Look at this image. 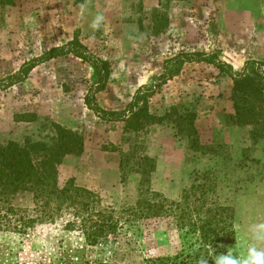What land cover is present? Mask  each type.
<instances>
[{
	"label": "rangeland",
	"instance_id": "374dc122",
	"mask_svg": "<svg viewBox=\"0 0 264 264\" xmlns=\"http://www.w3.org/2000/svg\"><path fill=\"white\" fill-rule=\"evenodd\" d=\"M12 1L0 2V81L76 39L110 65L105 88L94 94L107 111L128 114L133 95L153 84L164 61L180 52H216L237 71L247 59L264 61V0ZM94 81L91 65L68 53L36 64L20 82H1L0 143L50 144L52 122L76 131L83 150L57 164L58 186L72 178L116 210L152 192L172 200L185 191L203 192L208 203L233 208L236 242L229 251L243 260L254 243L250 227L264 223V137L227 120L233 113L230 77L206 62L183 63L147 98L148 112L161 122L141 119L138 130L126 119L104 121L87 107ZM185 110L196 114L194 143L175 120ZM21 114L35 118L17 120ZM13 202L33 206L30 194ZM68 219L64 212L37 223L26 237L0 231V246L16 252L23 240L21 256L47 262L83 253L102 258L113 249L87 250L80 231L65 226ZM258 246L264 249V242Z\"/></svg>",
	"mask_w": 264,
	"mask_h": 264
},
{
	"label": "trees",
	"instance_id": "16d2710c",
	"mask_svg": "<svg viewBox=\"0 0 264 264\" xmlns=\"http://www.w3.org/2000/svg\"><path fill=\"white\" fill-rule=\"evenodd\" d=\"M0 2L12 4L13 1ZM68 53L93 68L95 81L84 100L104 121L126 119L135 130L142 128L141 119L147 123L161 122L163 117L148 112L147 98L175 76L183 63L197 61L209 63L230 77L233 113L226 115L227 120L250 125L254 136L264 137V61L255 59H247L237 71L216 52H180L164 61L162 72L153 84L141 87L133 95L128 116L97 105L94 94L105 88L110 65L94 57L76 39L24 62L16 75H9L0 83L20 82L36 64ZM195 116L193 111L185 110L175 119L179 130L190 136L193 143ZM34 118L35 114L16 117L24 121ZM51 127L54 136L50 144H20L13 140L0 143V231L26 237L37 223L53 221L65 212L69 214L65 226L80 231L87 250L98 247L103 250L108 245L113 249L102 258H89L83 253L80 257H59L47 262L41 257L21 256L26 251L24 241L20 240L15 244L16 252L12 247L0 246V264H199L201 259L214 264L216 255L230 253L229 248L236 242L234 210L229 205L208 203L202 197L203 192L197 196L194 191H185L179 200L152 192L133 205L116 210L103 205L95 192L75 185L72 178L58 186L57 164L66 154L79 155L83 138L58 123L52 122ZM144 159L152 161L148 157ZM25 194H30L32 207H19L13 202Z\"/></svg>",
	"mask_w": 264,
	"mask_h": 264
},
{
	"label": "clouds",
	"instance_id": "9594fccd",
	"mask_svg": "<svg viewBox=\"0 0 264 264\" xmlns=\"http://www.w3.org/2000/svg\"><path fill=\"white\" fill-rule=\"evenodd\" d=\"M93 27H96V24ZM249 231L254 243L248 247L243 260L230 253H221L215 256L214 264H264V249L258 246L260 242H264V223L252 225ZM199 264H209V261L201 259Z\"/></svg>",
	"mask_w": 264,
	"mask_h": 264
},
{
	"label": "crops",
	"instance_id": "0c3cea01",
	"mask_svg": "<svg viewBox=\"0 0 264 264\" xmlns=\"http://www.w3.org/2000/svg\"><path fill=\"white\" fill-rule=\"evenodd\" d=\"M60 57V56H59ZM54 59V58H53ZM230 64L232 65V63L230 62ZM234 70H236V69H234Z\"/></svg>",
	"mask_w": 264,
	"mask_h": 264
}]
</instances>
